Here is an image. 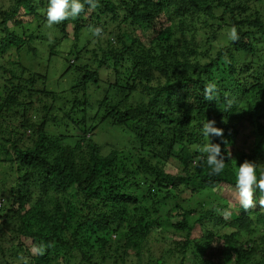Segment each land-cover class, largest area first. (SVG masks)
<instances>
[{
  "label": "trees",
  "instance_id": "1",
  "mask_svg": "<svg viewBox=\"0 0 264 264\" xmlns=\"http://www.w3.org/2000/svg\"><path fill=\"white\" fill-rule=\"evenodd\" d=\"M95 5L102 6L98 19L109 13L112 23L88 25L86 13ZM24 15L43 17L65 42L71 27L61 78H74L63 97L46 87L43 70L33 72L20 60L33 41L14 29L23 27ZM109 25L102 58L78 47L84 31L105 35ZM143 30L152 35L142 40L136 33ZM197 33L204 43L196 47L185 39L195 41ZM0 71L9 85L0 88V171L8 186L0 192V264H127L132 256L135 264H264V212L254 222L259 211L247 201L264 187L243 184L232 169L245 125L254 140L249 152L263 155L264 0H15L12 11L0 8ZM104 71L115 80L95 107L89 89L100 87ZM135 96L141 102L133 103ZM65 100L71 108L56 107ZM55 108L69 123L52 115ZM89 110L95 114L86 124ZM37 111L43 116L36 121ZM79 113L84 120L75 121ZM110 129L131 132L137 144L104 154L93 135ZM196 143L198 151L190 150ZM170 161L182 167L179 173L166 174ZM139 166L143 184L136 181ZM178 187L193 195L225 196L229 187L247 192L234 201V212L228 204L213 206L196 222L227 233H202L196 244V225L187 227L182 210L181 257L144 260L153 226L170 225L158 206L178 199Z\"/></svg>",
  "mask_w": 264,
  "mask_h": 264
},
{
  "label": "rangeland",
  "instance_id": "2",
  "mask_svg": "<svg viewBox=\"0 0 264 264\" xmlns=\"http://www.w3.org/2000/svg\"><path fill=\"white\" fill-rule=\"evenodd\" d=\"M93 2H97L98 0H92ZM15 5V0H0V8L3 11H12L13 6ZM102 6H94L90 9V12L86 13L85 18L88 20V25L91 24H97L95 21H99L100 23H112V15L107 14L105 16H100L101 18L98 19V13L99 9H101ZM41 14H44V11H40ZM91 13L90 19L88 18L89 14ZM24 25L23 27H15L16 32L22 34L26 33L27 35H33V41L30 44L29 49L25 48L22 50V55L20 57L21 62L25 67L30 69L33 72H42L48 75V82L46 84V87L62 96V92L68 91L70 88H67L68 85H71V82L74 78L73 74H69L65 78H61V75L65 71V64L66 60L65 57H67V54L69 52V48L73 44V38L71 33V27H69V37L68 41L65 42L61 38L62 36L59 35L56 30L49 25L48 22L45 21V19L42 17L40 18H34L30 15H24L23 16ZM15 23V21H12L10 26ZM87 25V26H88ZM38 26H40L38 28ZM114 26L109 25L108 27V33L103 34H96L94 29L89 28L88 31H84V34L82 35V38L79 40L78 47L81 46L87 48L90 52H96V57L102 58V50L106 48L107 46V40L110 39L109 32L113 30ZM22 31V32H21ZM139 37H141L142 40H145V36L152 35V32L145 31H138L136 33ZM143 34V35H142ZM197 39L194 41L192 40L191 36H188L187 39H185L187 42L194 43L195 46H199L203 42V37L200 35V33H197ZM180 39V37H178ZM222 42L223 39H220ZM63 41V42H61ZM180 42H184L183 38L180 39ZM51 46H55V55L50 56L51 53ZM35 49L36 54L32 53L31 50ZM198 52H201L200 50ZM11 56L14 58H17V53L14 49L9 52ZM63 57V58H62ZM8 58V57H7ZM72 61V59H71ZM77 64V63H75ZM102 77L100 81V87L91 85L89 89V93L96 94L95 97L90 99V102L95 105L96 107V101L99 100L104 92L108 89L107 84L114 82L115 78L112 74L109 73V71L102 72ZM3 74L0 71V88L8 87L9 85L7 83H4ZM109 85V84H108ZM3 93H0V97H2ZM63 97V96H62ZM134 102H141L139 100L138 96L134 97ZM144 102V100H142ZM56 107H66V109L71 108V105L67 100L65 101H59L56 102ZM41 105H36L38 108L37 110H40ZM66 112L58 111V109H54L52 112V115L55 116L59 121L64 120L63 117ZM95 114V110H89L88 115L86 116V119L84 120V116L77 114L74 117V120H84L86 124L91 123V118H93ZM34 120H39L43 113L42 111H37V113L31 114ZM17 120V119H16ZM15 120V121H16ZM64 123H69L68 120H64ZM66 129V127H65ZM70 130H72L69 127ZM47 131L51 135H60L61 131L55 130L53 127L49 126V129ZM77 131L79 133V129L77 128ZM77 131H73L74 133ZM31 136V134L27 133V136ZM250 130L246 127V125L241 130V135L238 140L237 146L235 147L233 151V171L236 175V177L239 179L240 182H243V184H251V183H257L259 182L261 186L264 187V145L260 148V153L263 155H252L249 152V147L254 143V140H251L250 137ZM70 137H73L70 136ZM94 140L102 146V151L104 154H108L112 149H121L123 146H134L137 144V141L134 140L132 133L130 132V135L127 134V132H122L120 130L116 129H110L108 133H98V131L93 135ZM210 135L208 137L207 142V148H209V139ZM206 143V142H205ZM199 143L193 144L189 146L190 150L198 151ZM136 157V155L134 156ZM134 160V158H132ZM155 161V160H154ZM156 162V161H155ZM134 164V161H131L130 159L126 162V165L131 166ZM159 167V166H158ZM165 171L166 174H177L180 172L182 167L175 161H170L168 164H166ZM140 166L138 167L139 173L136 176V181L139 184H143L145 181V174H143L140 171ZM160 169V167H159ZM256 169V170H255ZM259 171V172H258ZM5 169L0 171V192L1 191H7L6 188L8 186H3L4 178H5ZM10 171L8 170V175ZM7 175V176H8ZM133 178H131V182H133ZM9 182V181H6ZM145 187V185H144ZM182 192V195L179 196L176 200H167L165 202H162L161 205L158 206V208L164 209L163 218L164 220L168 219L170 220V225H167L166 222H163V225L161 227L153 226L150 237L147 238V247L142 252L144 256V260H148L149 258H160L164 261L172 260L177 261L179 257H181L178 254V251L181 252L182 245L178 247V244L183 243L185 240V233L183 231H179L176 228V225L179 226L183 222V218L178 215L179 211H186L187 212V227H191L193 224L196 225V230L194 233V241H196V244L201 245L202 244V233L208 234V233H216L220 235V233H227V228L220 230L216 227L210 226L209 223H198L196 224L197 220L199 219V216L202 212L205 210H209L213 206L217 205H225L228 204V213L235 211V203L234 201H240L242 202L245 199L246 196V190L240 189V188H234L229 187L228 191L225 193V196H222L221 194L212 192L209 193L207 191L200 192L199 195H193L191 189L189 190H183L182 187H178L174 194L178 195ZM253 192L250 198L247 200L248 205L251 204V209L254 208L255 211H259L255 215L252 216L253 221L255 222V218L258 214L264 212V194ZM143 196V192L140 193ZM141 196V197H142ZM228 200H227V199ZM161 201L160 199H157V203ZM203 209L202 211H200ZM153 211V209H152ZM200 211V212H199ZM226 210L220 211V215L225 214ZM170 213L172 217L170 218ZM189 214V215H188ZM157 215L153 214V219L157 218ZM11 230H6L7 236H12ZM101 233L98 234V236L93 237L94 240L98 239ZM7 240V238H5ZM180 242V243H178ZM33 253H36V251H33ZM176 259V260H175ZM137 261V258L135 256L129 257L127 259V264H135Z\"/></svg>",
  "mask_w": 264,
  "mask_h": 264
}]
</instances>
